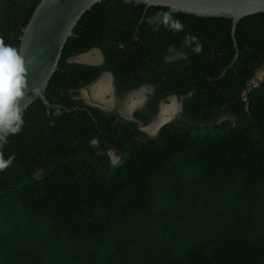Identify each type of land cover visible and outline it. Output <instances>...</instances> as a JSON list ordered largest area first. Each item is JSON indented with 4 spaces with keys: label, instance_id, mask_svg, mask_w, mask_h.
<instances>
[{
    "label": "trees",
    "instance_id": "1",
    "mask_svg": "<svg viewBox=\"0 0 264 264\" xmlns=\"http://www.w3.org/2000/svg\"><path fill=\"white\" fill-rule=\"evenodd\" d=\"M40 2L0 0L6 44L19 49ZM164 12L184 31L146 23ZM231 30L229 19L120 0L82 16L45 91L55 108L35 100L3 147L15 160L0 172V264H264V80L248 85L264 66V13L238 22L222 76ZM188 33L199 54L182 47ZM91 50L102 65L71 61ZM105 72L120 99L152 89L132 120L81 99ZM170 96L177 120L143 132Z\"/></svg>",
    "mask_w": 264,
    "mask_h": 264
},
{
    "label": "water",
    "instance_id": "2",
    "mask_svg": "<svg viewBox=\"0 0 264 264\" xmlns=\"http://www.w3.org/2000/svg\"><path fill=\"white\" fill-rule=\"evenodd\" d=\"M107 0H41L29 23L22 30L19 50L26 61L28 92L21 101L23 111L39 99L47 110L55 108L45 98L52 75L57 71L66 41L73 36L82 16L94 5ZM134 6L166 7L171 13L198 18L229 19L236 55L224 70L232 68L238 55L234 37L238 22L264 13V0H120ZM95 51V50H94ZM175 100V97H174Z\"/></svg>",
    "mask_w": 264,
    "mask_h": 264
},
{
    "label": "clouds",
    "instance_id": "3",
    "mask_svg": "<svg viewBox=\"0 0 264 264\" xmlns=\"http://www.w3.org/2000/svg\"><path fill=\"white\" fill-rule=\"evenodd\" d=\"M146 23L154 26L155 31H158L161 26L174 34L184 31V25L167 12L157 13L146 18ZM193 44H195L194 48H192ZM118 47L122 49L123 44H118ZM182 47L192 48L194 54H199L202 51V45L198 42V38L191 33L185 35ZM168 51H175V47H170ZM179 55L185 54L180 53ZM27 77L26 61L20 50L6 44L0 38V172L12 166L15 160L14 154L5 158L3 147L9 142V136H14L22 131L24 120L21 101L28 92ZM253 86L255 85H250V87ZM59 114L57 112V115ZM89 143L91 147L99 148L98 137L92 138ZM106 155L112 167H117L122 163L123 158L117 155L114 149H108Z\"/></svg>",
    "mask_w": 264,
    "mask_h": 264
},
{
    "label": "rangeland",
    "instance_id": "4",
    "mask_svg": "<svg viewBox=\"0 0 264 264\" xmlns=\"http://www.w3.org/2000/svg\"><path fill=\"white\" fill-rule=\"evenodd\" d=\"M91 56V59H97L95 62L97 63L98 61V56H97V51H90L87 54L79 55L76 58H73L71 61L75 62H88L91 59L88 58ZM91 62V63H95ZM262 80H264V66L262 69H260L257 74L256 78L250 82V85H257L259 84ZM95 86L91 90L90 94H87V91L82 92L81 98L86 101V103L95 105L101 109L107 110V111H118L119 114H121L125 119H131V115L134 110H138L142 107L146 100V95L147 93L150 92V88L144 87L136 91L130 92L126 97H124L122 100H120L114 92L111 90V87L109 86V80L104 78H99L96 83H94ZM108 86V87H107ZM104 87V89L102 88ZM106 89V92H105ZM172 100H174V97H168L164 99L161 103L160 106L164 109L168 110V113L166 115L165 113V123L161 124V126H158V121H160V116L161 114L164 115L163 113H160L158 117H155L152 122L150 123L149 126L144 127L142 130L144 132L149 133L150 135H156L160 127H162L165 124H168L172 121L177 120L178 114L180 112V106H181V99L180 98H175V103H172ZM133 103V106H131ZM137 103V104H136ZM169 106V107H168ZM174 106V107H172ZM166 107V108H165ZM163 109V112H164ZM158 122V123H157ZM152 128V130H151Z\"/></svg>",
    "mask_w": 264,
    "mask_h": 264
},
{
    "label": "flooded vegetation",
    "instance_id": "5",
    "mask_svg": "<svg viewBox=\"0 0 264 264\" xmlns=\"http://www.w3.org/2000/svg\"><path fill=\"white\" fill-rule=\"evenodd\" d=\"M95 51H97V56L99 57L98 58V61H97V63L95 62L97 59L95 58V59H91V56H89L88 58H90L91 60L90 61H86V62H76V63H80V64H85V65H89V66H100V65H102V63H103V56H102V54H101V52L100 51H98V50H95ZM81 55H83V54H81ZM78 57V56H77ZM76 58V57H75ZM73 62H75V61H73ZM91 62H95V63H91ZM106 78V79H108L109 80V86L111 87V90L114 92V94L117 96V93H116V88H115V84H114V80H113V76H112V74H110V73H108V72H105V73H103V74H101L100 76H99V78ZM99 78H97L95 81H93L89 86H87V87H85V88H83L81 91H80V96H82V92L83 91H87V94H90V92H91V90H95V89H92V88H94L95 86H93L94 85V83H96L97 82V80L99 79ZM108 87V86H107ZM142 88H144V87H142ZM147 88H150V87H147ZM141 89V88H140ZM137 90H139V89H137ZM134 91H136V90H134ZM151 92H152V89L150 88V92L149 93H147V95H146V100H145V102H144V104L142 105V107L140 108V109H143V107L145 106V104L147 103V101H148V95L149 94H151ZM170 97H175V98H178V97H176V96H170ZM82 99V98H81ZM120 99V98H119ZM181 99V98H180ZM84 100V99H83ZM120 100H122V99H120ZM85 103H86V101H85ZM88 105H92V104H89V103H87ZM137 104V103H136ZM92 106H94V107H97V106H95V105H92ZM131 106H133V103H132V105ZM97 108H99V107H97ZM99 109H101V108H99ZM102 110H104V109H102ZM139 110V109H138ZM104 111H107V110H104ZM136 110H134L133 111V113L135 112ZM180 111H181V106H180ZM118 115H120L122 118H124L121 114H119L118 113V111L116 112ZM133 113H132V115H131V119H126V120H132L133 119ZM160 113H163L162 112V106H160L159 105V110H158V113L156 114V116L155 117H158V115L160 114ZM164 114V113H163ZM154 117V118H155ZM161 117H162V114H161V116H160V119H161ZM125 119V118H124ZM166 119V118H165ZM164 119V120H165ZM159 122V121H158ZM157 122V123H158ZM150 125V124H149ZM149 125H147V126H149ZM147 126H140V129L142 130L144 127H147ZM161 128V127H160ZM151 130H152V128H151ZM143 131V130H142ZM144 132V131H143ZM145 133H147V132H145ZM147 134H149V133H147Z\"/></svg>",
    "mask_w": 264,
    "mask_h": 264
},
{
    "label": "bare ground",
    "instance_id": "6",
    "mask_svg": "<svg viewBox=\"0 0 264 264\" xmlns=\"http://www.w3.org/2000/svg\"><path fill=\"white\" fill-rule=\"evenodd\" d=\"M102 88V87H101ZM102 89H104V87L102 88ZM105 92H106V89H105ZM172 103H175V101L174 100H172ZM169 107V106H168ZM172 107H174V106H172ZM166 108V107H165ZM163 109H164V107L162 108V112H163ZM164 115H162V117H161V119H160V121H159V123H158V126L160 125L161 126V124H163V123H165V116L167 115V113H168V110H166V109H164ZM165 113H166V115H165Z\"/></svg>",
    "mask_w": 264,
    "mask_h": 264
}]
</instances>
